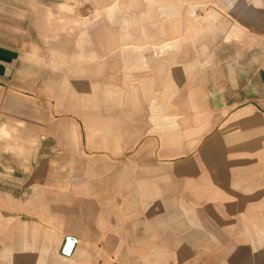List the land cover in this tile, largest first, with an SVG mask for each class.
Returning a JSON list of instances; mask_svg holds the SVG:
<instances>
[{"label": "crops", "instance_id": "obj_1", "mask_svg": "<svg viewBox=\"0 0 264 264\" xmlns=\"http://www.w3.org/2000/svg\"><path fill=\"white\" fill-rule=\"evenodd\" d=\"M0 264H264V0H0Z\"/></svg>", "mask_w": 264, "mask_h": 264}, {"label": "built area", "instance_id": "obj_2", "mask_svg": "<svg viewBox=\"0 0 264 264\" xmlns=\"http://www.w3.org/2000/svg\"><path fill=\"white\" fill-rule=\"evenodd\" d=\"M76 240L71 237H66L63 240V245L60 250V255L64 258H69L75 248Z\"/></svg>", "mask_w": 264, "mask_h": 264}]
</instances>
